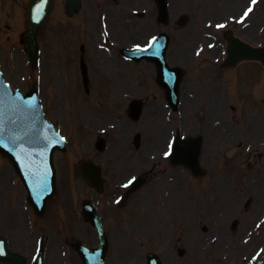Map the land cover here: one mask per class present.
<instances>
[{"label": "rangeland", "instance_id": "1", "mask_svg": "<svg viewBox=\"0 0 264 264\" xmlns=\"http://www.w3.org/2000/svg\"><path fill=\"white\" fill-rule=\"evenodd\" d=\"M5 1L6 3H4ZM9 1L0 0V36L2 37L0 40V63L4 77L11 83L12 87L26 90L29 84L26 57L23 54H18L21 46L18 44L17 36L19 31L22 32L25 30L26 15L24 12L18 11L17 17L15 18ZM200 1L177 0L176 6L178 7V12L190 13L193 11V14H198V10L201 12L204 5L211 12V10L221 8L224 4L230 3L231 1L238 2L234 7L235 10L240 3V0H202L204 2L201 4ZM16 6H19V4L17 3ZM86 6H89L87 1ZM176 6L173 5L174 12L177 10ZM61 8L62 5H56L48 22L41 30L40 43L42 56H44L45 61V66H42L43 71L50 68L53 70L54 66L61 64L63 57H60L62 55L60 53L64 47V37L67 35L68 30L71 31V36L74 38V45L70 48L71 57L77 46L75 43L78 31L76 24H79V21L77 19L71 21L65 20ZM19 14H21V17H19ZM263 14L264 3L259 10V17ZM212 15L213 13L211 12ZM93 23L98 33L97 14L91 12L89 13L87 26H82V35L91 32ZM260 27L263 28V32H258L256 30L257 28L247 30L245 37L249 42L264 45V15L263 22L259 23ZM64 49H66V46ZM77 57L78 53L76 49V54L72 58L75 63L77 62ZM67 61L65 66H62L64 71H67V74L64 77L63 88L59 95V98H64L65 103L62 104L61 110H57L56 116L53 115L52 118L55 120L58 117L59 120L57 123L60 124L59 126L61 128H64L63 133L69 139L68 149L70 154H67V158L73 164L75 160L79 159V156L84 154L81 151L84 146L92 144L98 126L106 127V117L102 116L99 111H96L95 107H101L94 105L92 96L84 94L80 83H77L74 77V63H70V56H68ZM19 62L21 65H18ZM259 68L256 64H248L240 66L233 75L225 74L228 79L225 78V80L229 84L228 99L226 97L223 98V101L225 99L226 114L224 113V118L220 117L222 113L218 114L219 116H211L209 122L214 118L223 119L222 125L224 124V129H229L230 131L223 135L220 130H209V133L213 131L209 134L210 141H208L211 150L208 149L209 147L205 148L204 146L203 148V164L209 169V175L205 180L200 178V181L194 180L188 182L185 172H178V178L172 182L166 184L160 181L151 182L138 193L134 194L128 200L123 212L118 213L117 210H106V213H103L105 225L108 228L107 234L110 244L106 264H144L146 252L168 249H162V247L169 245L168 241L171 238L181 240L179 244H186L188 255L195 254V257H193V260L187 258L179 259L170 251L168 253L164 252L163 256L166 260L164 264H217L218 255L225 250L224 245L227 244V250L231 247L237 248V241L242 238L244 232L251 227L252 222L257 218L258 215H255L256 211L261 210L264 206V177L261 175L264 172V167L261 168V164L257 168L254 164L253 157L250 164L237 167L236 162L238 157L235 156V153L239 149L227 152L219 150L223 148L224 144H228L229 142H233L227 145L231 147L243 143L247 137L241 132L240 137L236 138L238 136L236 129L239 126L250 129V126L253 125L251 115H257L259 117L264 115L262 113L264 111V101H262L264 100V93L262 95L259 91L258 77H256L258 73L261 75V68L260 70ZM139 70L141 68L137 67L136 70L133 69L132 73L129 74L126 81L127 87L132 88L133 86L139 95L145 92L146 87L150 92H154L151 74H140L137 78L138 83L135 85L132 84L133 77L136 78ZM239 73L245 75L242 76ZM121 76L117 75L115 79H120ZM203 76L205 79L209 77L207 80L210 93H217L221 90V87L215 85L213 82L217 76L215 73ZM262 76L264 78V75ZM192 78V76L187 77V81ZM229 78L237 79L238 85L236 89L234 88L235 91L231 88ZM121 84L122 82H118L114 87L115 95L119 96L122 93ZM42 85V93L46 95L50 93L51 87ZM190 90L193 91L194 89L190 87ZM222 90L224 91V87H222ZM248 93H250V98H247ZM211 97L213 98L214 95L212 94ZM255 101L256 103H254ZM120 105L122 104L116 103L115 105V108L118 107L116 114H121L122 112ZM79 106L91 110L87 113L86 117L82 118L80 116ZM186 108L188 109L189 106L186 105ZM183 111H185V107ZM75 113H79V117H76ZM188 122L191 123L192 120H188ZM122 126L131 131L127 122L122 123ZM163 126L164 122L150 112L139 125V129L142 130L144 136L143 142H155L154 144L162 143L165 137V133L161 131ZM216 132L220 133L218 138L214 134ZM124 134L126 135L127 133L125 132ZM121 135V132H117L110 134L109 137L114 144H128L130 139L123 138ZM217 142H220V148L216 147L213 149V146ZM115 149H117V146H115ZM208 152L214 154L215 162L210 163L208 161L206 158ZM114 158L117 159L119 157L114 156ZM59 166L61 167V183L64 185L66 183L65 176L69 167L63 161H59ZM115 166L113 169H118L117 165ZM4 173L11 174L9 167H6ZM107 174L110 180L117 176V173L111 171ZM78 182L81 184L80 187L76 185ZM82 182L81 176L75 177L74 174L67 182V185L70 183L73 185L70 192V200L74 204L73 214L78 212V199L80 198L81 200L87 194L83 193L81 195ZM64 188H66L65 185ZM209 192L212 193L210 195V201L206 200V195ZM254 196H256L255 203ZM68 200L69 193L65 192L62 201L66 204ZM244 201H250V204L248 203L246 208L243 207ZM26 206L25 199L22 198L5 232L9 247L13 251L25 256L27 258L26 264H32V258L36 252L37 240L41 235L46 239L45 264H63L62 258H65V256H62V252L64 251L67 254V260H69L64 264H80L78 256L66 245L76 237L83 240L85 237L86 242L88 241L90 245H95L93 231L90 227L85 226L77 216L74 217L75 221L67 220L61 224L57 217L54 218L53 214H49L46 221L38 222L35 219L32 221L31 211ZM237 212H240V214ZM221 213L224 216L220 217ZM234 218L239 221V224L234 231H231L228 228V224ZM203 225L210 228V233L208 232L207 238L214 237L219 233L218 242L209 249L210 252L207 256L201 251L203 243L200 239L204 236L201 233V226ZM259 244L264 245V235L257 239L254 246L250 244L243 247L240 250V255L249 256L252 253L253 247L255 249ZM198 249L202 254L200 252L196 253ZM228 264H238V262L232 259L228 261ZM241 264L246 263L241 260Z\"/></svg>", "mask_w": 264, "mask_h": 264}, {"label": "flooded vegetation", "instance_id": "2", "mask_svg": "<svg viewBox=\"0 0 264 264\" xmlns=\"http://www.w3.org/2000/svg\"><path fill=\"white\" fill-rule=\"evenodd\" d=\"M90 8L89 12L93 11L97 14V26L99 29L97 33L94 27L95 24L93 23L92 30L89 34L85 33L82 35V32L80 31L79 52L77 62H74V77L77 83H80L84 94L91 95L94 99V105L101 107H95V109L96 111H99L102 116L106 117L105 122L107 127L114 122V116H116L114 108L115 103L125 102L122 100V97H119L114 93V87L118 82L123 83L124 79H113V72H116L118 75H122L121 73L123 72L124 77L130 72V68L138 67L118 66L117 63L114 64V51L117 55L116 60H118V55L121 59L122 47L120 45L123 44V49L127 50L133 49L136 45L147 47L149 38L162 32L167 33L169 36V46H173L178 36V18L176 19V17H172L171 20L169 19L168 23L163 26L159 21L155 0H91ZM135 10H137V12ZM85 24L87 25V20ZM173 57L174 55L171 54L170 58L172 59ZM81 61H83L86 66L88 77L87 85L85 86L83 83ZM124 61L125 64L129 65L130 63H134L129 60ZM148 69L152 71L151 82L158 94H154V92L148 94L149 90L147 87L142 95L138 94L139 97H142L140 100L143 103V114L145 113L146 116V114L149 115L151 112L156 118L162 119L166 113L169 112V106L167 101H165L166 91H163L156 84L155 66L145 67L143 74H145ZM185 72L187 71L185 70ZM136 78H138V74L136 75ZM194 80L197 81L199 79L197 78ZM200 82L203 83L202 80H200ZM122 85L126 88V83L121 84V86ZM189 85L194 89L197 84L190 82ZM123 92L124 90H122V93ZM156 103L158 105H156ZM80 110L81 117H84L85 110H88V108L81 106ZM129 112L130 110L127 108V114ZM55 114L56 113H54V115ZM58 120L59 118L57 117L54 120V125L59 133L62 134L64 128H61L59 126L60 124L57 125ZM161 131L162 133H165V142L172 131L173 133L170 137L171 140L178 133L179 129L170 121H166ZM95 132L97 133L95 141L91 145H86L81 150L84 152L81 156L82 158L75 160L73 164L71 163V160L67 158V154H70L69 152H55L53 154L57 187L55 200L57 198H59V200L56 202L54 200L50 203L48 209L56 208V211L59 209L62 194L64 196L66 190L71 189V183L67 185V182L72 178L73 174L75 177L81 176L84 181V185L81 188L82 192L87 193V188H89L94 192L96 195L94 199L99 203L100 197H102L103 194H108L106 196V198H108L113 191H120L121 183L134 175L137 171H140L139 173L141 174L146 173L144 176L152 178L154 175V169L158 168L156 176L164 180L166 178L167 167L169 166L170 169L173 170L169 158L163 160L162 158L155 156V153L161 155L165 149L168 150L171 140L168 145H165L164 143L154 144L155 142L140 143V140L142 139L141 135L139 138V147L136 148L132 142L129 144H114L108 135V128H104V126L99 125ZM114 132H121V136L124 138V133H128V130L126 127L121 126L113 130V134ZM115 146H117V149H115ZM115 151H117V153H115ZM138 155L139 157H137ZM114 156H118L119 158L115 159ZM131 156H133V159H128L126 162L121 161V159ZM82 160L93 162L96 166L100 167L101 177L103 178L102 191L100 193L85 182L79 166V163ZM117 160L119 161L117 162ZM59 161H63L69 167L65 176L66 183H64V185L66 188H64V185L61 183V167L59 166ZM115 165H117L118 169H113V167H116ZM109 171L117 173V176L110 180L109 175L107 174ZM22 192L23 190L21 189V195L19 198L22 197Z\"/></svg>", "mask_w": 264, "mask_h": 264}, {"label": "water", "instance_id": "3", "mask_svg": "<svg viewBox=\"0 0 264 264\" xmlns=\"http://www.w3.org/2000/svg\"><path fill=\"white\" fill-rule=\"evenodd\" d=\"M40 7H41L40 5H36L34 7L33 11L31 9H29V25H30V28H29L28 34L25 38L29 52H32L33 48L35 47L34 38L36 36L35 35L36 31H37L39 25L42 24L44 22V20L46 19V15L50 9V3L47 5L45 12L43 13V16L41 18H39V16H38V11H39ZM262 52H263V50H255L253 52V51L247 49L244 52L236 53V56H238V55L239 56L246 55L248 57L255 56L256 59L262 61V63L264 64V55L261 54ZM23 103L27 104L26 102H23ZM52 140H53V138H52ZM48 142H50V140L45 138V136H44V138H42V142H40L39 138H38V144L40 145V148H38V151L40 149H42L43 145L48 143ZM0 148L3 149V151L6 153L7 152L10 153V150L12 149L10 146L5 148L3 142H0ZM33 180H35L34 182H35V184L38 185V187L36 188V190L32 191L33 193H32V196H30V198L32 199V202L35 204L34 206L36 207V210H40L44 206L47 199L50 197V195H51L50 191L52 190L53 187H51L50 182L43 179V177L40 178V177L36 176V177H34ZM26 181H29V174H28V180H26ZM35 184H34V186H35ZM44 185L47 186L46 191L43 190ZM100 237H101V245H100V248L98 250H90V249L81 250V249H79V253L81 254V256L84 260V264H101L100 260L103 259V256H104L105 251H106V240H105V237L102 233H100ZM0 261H2L4 263L10 262L11 264H23L24 259L19 254L10 253L9 250L5 249L4 242H2V247L0 245ZM36 264H42L40 257L38 258ZM259 264H264V259L261 262H259Z\"/></svg>", "mask_w": 264, "mask_h": 264}, {"label": "snow or ice", "instance_id": "4", "mask_svg": "<svg viewBox=\"0 0 264 264\" xmlns=\"http://www.w3.org/2000/svg\"><path fill=\"white\" fill-rule=\"evenodd\" d=\"M253 2H255V0H253ZM251 11V9H248V11H246L245 12V16H247L248 15V12H250ZM149 47H151V43L149 44ZM29 103H32V101H29ZM3 124H2V121H0V134H2L3 133ZM0 142H2V141H0ZM171 148H172V145H171V143L169 144V152H166L165 153V156H168L169 155V153H170V151H171ZM129 183H131V181H129ZM127 186V185H126ZM43 190L44 191H46L47 190V186L46 185H44L43 186Z\"/></svg>", "mask_w": 264, "mask_h": 264}]
</instances>
